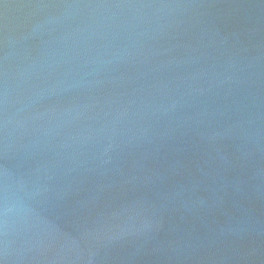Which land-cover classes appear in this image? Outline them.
<instances>
[{
  "label": "water",
  "instance_id": "1",
  "mask_svg": "<svg viewBox=\"0 0 264 264\" xmlns=\"http://www.w3.org/2000/svg\"><path fill=\"white\" fill-rule=\"evenodd\" d=\"M0 264H264V0H0Z\"/></svg>",
  "mask_w": 264,
  "mask_h": 264
}]
</instances>
